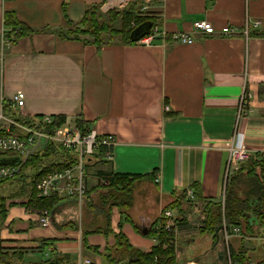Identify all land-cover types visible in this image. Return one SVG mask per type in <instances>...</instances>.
I'll return each mask as SVG.
<instances>
[{
    "label": "crops",
    "instance_id": "0c3cea01",
    "mask_svg": "<svg viewBox=\"0 0 264 264\" xmlns=\"http://www.w3.org/2000/svg\"><path fill=\"white\" fill-rule=\"evenodd\" d=\"M134 3L141 15L155 20L151 33L160 34L152 47L107 37L97 49L57 35L73 30L69 24L81 22L89 7L99 6L106 14ZM6 19L44 32L12 44L13 27ZM249 20L261 25L254 28ZM199 21L217 31L235 27L238 33L229 38L204 35L194 28ZM252 32L264 34V0H0V105L7 106L20 91L25 103L17 114L22 117L36 122L61 117L117 140L111 159L87 158L83 203L58 199L49 228L38 223V213L9 208L0 247L22 251L24 264L53 253L75 264L79 255L104 264L105 249L116 244L113 235L122 234L149 253L159 245L150 236L152 225L174 201L173 193L197 189L200 203L190 200L183 215L172 210L178 218L174 246L182 264L259 262L264 255L259 226L229 238L224 230L232 227L227 224L214 235L202 232L208 211L225 199L229 148L245 92L250 95L245 146L252 157L264 155V101L259 99L264 38L250 36ZM175 33H188L193 43H174L168 37ZM12 127L9 133L25 138ZM1 131L7 134L4 127ZM104 174L135 177L126 181L127 213L113 207L112 234H88L106 222L97 204L89 202L103 193L92 189ZM84 238L89 248L83 246ZM232 254L240 261L232 263Z\"/></svg>",
    "mask_w": 264,
    "mask_h": 264
},
{
    "label": "trees",
    "instance_id": "16d2710c",
    "mask_svg": "<svg viewBox=\"0 0 264 264\" xmlns=\"http://www.w3.org/2000/svg\"><path fill=\"white\" fill-rule=\"evenodd\" d=\"M99 8V6L89 7L81 22L69 24L73 30L65 33L58 31L57 35L61 39L82 41L83 44H92L100 49L105 45L107 37L119 38L125 45H135L142 38L149 36L151 29L156 26L154 19L141 15L139 9H136V3L130 4L121 10L108 11L106 14H102ZM11 21L9 22L6 19V25L13 27L11 31L13 33L12 44L25 36L44 32L31 31L16 20ZM250 36L264 38V34L255 32H252ZM259 99L264 101V84L260 85ZM1 109L4 116L8 115L5 116L6 118L26 128H34L35 119L22 117L13 112L9 106H1ZM4 111L7 113L5 114ZM64 122V118L56 117L51 125H38L35 129L52 135L54 128L61 126ZM78 125L81 126V123ZM12 128L15 129V127ZM3 135L5 134L1 131L0 136ZM8 135H13V131ZM77 163L78 160L75 155L64 153L59 146L51 141H46L39 152L30 155L24 162L16 153L0 152V166L19 168L14 177L0 181V234L5 229L9 208L23 207L38 214L54 208L60 200L56 196L46 199L38 197L37 182L48 174L61 172L69 167L76 166ZM103 178L108 182V185H104L99 181L96 187L92 189V191L102 190L103 193L98 194L94 201L93 198L87 200L90 204L92 203L91 207L94 203L97 204L106 222L103 226L97 227L88 234H103L106 236L112 234L110 229L112 208L117 207L121 213H127L128 201L126 199L130 188L126 181L132 183L135 181V177L104 174L101 179ZM119 186L124 192L121 191L122 189L119 190ZM172 196L174 201L165 210H174L180 215H183L186 211L185 204H187L186 207H191L193 203H198L200 200L197 189L193 191L191 201L193 203H189L190 199L187 196V191H183L179 195L173 193ZM224 201V206L219 203L214 205L216 207L214 212L208 211L207 221L202 228V232L214 235L222 229L224 224H227L232 228H239V233L245 235L253 232V225H257L261 228L264 236V155L257 154L256 157H250L240 165L227 183ZM160 217L155 220L150 231V236L159 241V245L154 247L151 252H143L130 245L122 234H114L116 244L105 249L103 254L104 264H182L177 258L174 246L175 229L168 231L165 228L166 222L162 221ZM177 219H175V222H177ZM158 224H161L159 232L155 230ZM82 241L83 246L89 248L84 243L85 238ZM43 243L45 244L44 241ZM23 258L24 253L20 250L2 249L0 247V264H24ZM240 258L237 255H231L232 263L239 262ZM33 264L75 263L68 261L66 257H59L53 253L49 259ZM257 264H264V255Z\"/></svg>",
    "mask_w": 264,
    "mask_h": 264
},
{
    "label": "built area",
    "instance_id": "2783aa9c",
    "mask_svg": "<svg viewBox=\"0 0 264 264\" xmlns=\"http://www.w3.org/2000/svg\"><path fill=\"white\" fill-rule=\"evenodd\" d=\"M157 0H145L146 3H152ZM124 9V8H123ZM147 9V8H146ZM248 25L258 28L261 23L258 21H248ZM249 26H247L248 28ZM194 28L197 32L204 35L212 36L220 34L222 38H229L238 33V29L231 26L223 27L217 31L215 27L205 21L195 23ZM248 33V30H246ZM160 33L155 30L149 36L142 38L137 42L138 45L143 47L154 46V41ZM168 35H166V38ZM176 44L189 45L193 43L192 37L188 33H175L168 37ZM3 43H7L5 39ZM250 95L243 93L240 97L239 109L237 111L236 128L233 139L229 148V162L225 172V183L232 177V175L239 169L240 165L252 157L250 151L245 146V128L248 122ZM24 95L22 92H16L15 95L6 103L12 111L20 112L24 107ZM0 105V121L3 119L2 109ZM169 110V107H166ZM5 117V116H4ZM6 118V117H5ZM10 120V119H9ZM9 124L4 127L7 135L0 136V152H13L16 153L21 161H25L36 147L45 144L46 141H51L61 148L64 153L75 155L78 163L76 166L69 167L61 172H55L42 177L36 184L38 190V197L50 198L56 196L61 200H76L78 205L83 203L85 199L84 179L86 177V160L87 158L97 157L109 160L112 158V151L117 144L116 137L112 135H100L94 129L88 127H79L78 124L64 123L61 126L54 128L53 134L48 135L35 129L38 125H51L54 122L52 118L42 117L39 122H36L34 128H26L15 122L8 121ZM11 126L22 130L26 136L20 139L13 135H8ZM19 171L15 166H0V181L14 177ZM99 181L108 185L104 179ZM190 200L193 199V192L188 191L187 194ZM52 212L49 210L42 211L39 214L38 223L43 228H49L52 224ZM160 219L166 222L165 228L168 231L175 229L176 216L172 210H167L161 214ZM156 231L161 230V224L155 227ZM240 232L239 228L225 229V236L229 238L233 233ZM83 247L80 245L79 251L82 253ZM77 264H92L91 260L85 256H78ZM257 264V263H253Z\"/></svg>",
    "mask_w": 264,
    "mask_h": 264
},
{
    "label": "rangeland",
    "instance_id": "374dc122",
    "mask_svg": "<svg viewBox=\"0 0 264 264\" xmlns=\"http://www.w3.org/2000/svg\"><path fill=\"white\" fill-rule=\"evenodd\" d=\"M3 114V113H2ZM13 122V121H12ZM9 124V122H8V119L7 118H5L4 117V115H3V119L0 121V128H3V127H6L7 125ZM18 134H20V133H18ZM21 135V134H20ZM43 143L41 144V145H39L38 147H36L32 152L30 151V154H35V153H37V152H39L41 149H42V147H43ZM22 162H24V161H22ZM229 181V180H228ZM228 183V182H227ZM121 191H123L124 192V190H121ZM187 194H188V192H187ZM225 200V199H224ZM192 201V200H191ZM224 202L225 201H223V204H222V206H224ZM198 203H200V202H198ZM53 209V208H52ZM52 209H49L50 210V212H52ZM30 211V210H29ZM174 211V210H173ZM31 212V211H30ZM31 213H33V211L31 212ZM225 231V230H224ZM21 234H24V233H21ZM27 251H30V249H26ZM36 256H40V255H36ZM92 262V261H91Z\"/></svg>",
    "mask_w": 264,
    "mask_h": 264
}]
</instances>
